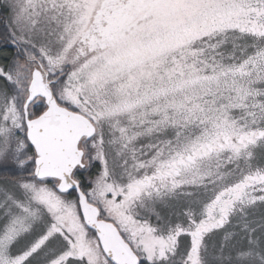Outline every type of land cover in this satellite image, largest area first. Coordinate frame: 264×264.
<instances>
[{
  "label": "snow or ice",
  "instance_id": "snow-or-ice-1",
  "mask_svg": "<svg viewBox=\"0 0 264 264\" xmlns=\"http://www.w3.org/2000/svg\"><path fill=\"white\" fill-rule=\"evenodd\" d=\"M0 264H264V0H0Z\"/></svg>",
  "mask_w": 264,
  "mask_h": 264
}]
</instances>
